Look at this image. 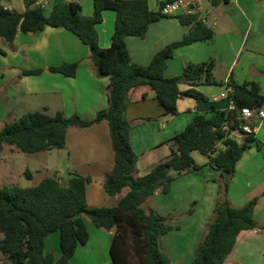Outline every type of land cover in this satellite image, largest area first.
I'll list each match as a JSON object with an SVG mask.
<instances>
[{
	"label": "trees",
	"instance_id": "1",
	"mask_svg": "<svg viewBox=\"0 0 264 264\" xmlns=\"http://www.w3.org/2000/svg\"><path fill=\"white\" fill-rule=\"evenodd\" d=\"M170 1H163L160 7ZM207 1L212 7L231 2ZM24 2L26 11L18 13L6 9L0 0V39L12 45L19 31L37 34L47 27L71 32L88 46L97 77L110 80L109 106L91 121L78 114L66 117L63 112L55 116L47 111L23 114L14 122L6 123L0 131V154L5 146H14L25 154L62 150L66 148L69 128L86 129L107 122L114 167L105 176L104 190L111 197L124 196L116 207L90 208L87 185L92 179L78 173L72 175L68 185L52 176L31 188L0 187V255L6 256L10 264H70L78 248L89 242L88 219L95 228L114 232L110 247L113 264H175L162 245L163 237L174 229L170 222L175 217L155 210L147 213L143 205L158 191L170 193L176 177L201 171L202 166L195 162L193 152L207 156L209 165L221 175L214 179L219 190L213 219L190 264H226L242 232L264 231V226L257 225L255 221L258 197L239 208L233 207L228 200L237 164L256 142L255 135L241 140L235 137V133L243 132L241 126L244 122L238 119L241 109L264 108V94L259 84H239L232 78L227 83L218 81L213 60L189 62L180 76L165 77L168 61L174 57L176 49L215 37L214 29L204 23L199 14L176 17L182 26L189 28L184 38L166 46L149 65L142 66L132 62L126 39L145 38L153 23L172 18L163 16L160 9L151 10L148 0H94L95 11L91 17L85 16L81 5L76 2L57 3L50 14L37 0ZM105 11L116 13L112 44L108 49L100 46L97 31ZM78 69L79 63H64L51 67L49 71L75 78ZM42 73L43 70L38 69L26 71L23 75ZM181 84L191 88L182 92ZM203 85L227 86L231 90L229 96L234 109L214 112L211 116L196 115L182 132L166 141L171 154L147 174L137 176L140 156L130 141L133 125L127 116L129 92L139 87H150L163 114L176 116L179 99L207 100L197 89ZM27 177L32 179L30 171ZM126 189L128 192L124 194ZM188 214H192V210ZM56 232L60 233L61 256L58 259L52 253H45L46 238Z\"/></svg>",
	"mask_w": 264,
	"mask_h": 264
},
{
	"label": "crops",
	"instance_id": "2",
	"mask_svg": "<svg viewBox=\"0 0 264 264\" xmlns=\"http://www.w3.org/2000/svg\"><path fill=\"white\" fill-rule=\"evenodd\" d=\"M37 1L44 4L47 14L52 12L57 3L65 1L80 4L83 14L87 17L93 16L95 11L94 0ZM163 1L165 0H148L150 9L158 11ZM1 2L15 12L24 13L26 11L24 0H1ZM200 17L205 19L206 24L214 29L215 37L210 41L196 42L176 49L174 57L168 61L165 77L180 76L184 66L189 62L204 63L213 60L216 64L215 77L218 81L227 83L232 78L239 84L256 82L260 86L261 93L264 94V0H231L230 4L219 7H212L207 0H202ZM239 19L243 20V26H240ZM115 21L116 13L105 11L103 22L97 26L99 44L103 49L111 47ZM211 21H213V26ZM188 30L189 28L182 26L176 18H164L149 27L145 38L128 37L126 43L132 62L142 66L149 65L158 52L174 42L181 41ZM0 51V123L3 124V128L6 123L14 122L23 114L38 111L34 110V106L36 105L35 101L39 98L45 99L39 109H44L51 116L63 112L65 116L78 114L81 118L91 121L99 112L108 109L110 80L97 77L94 65L89 58L88 46L66 29L47 27L43 32L37 34H26L19 31L12 45L0 39ZM64 63H79L75 78H68L49 71L51 67H58ZM38 69L43 70V73L40 75H23L26 71ZM179 88L184 92L191 86L181 84ZM197 89L207 100L199 102L190 97L179 99L177 102L179 113L176 116L163 114L164 111L156 99L155 92L150 87H139L129 92L130 106L127 116L133 125L130 141L133 149L140 156L137 176L147 174L156 164L171 154L170 146L166 144V141L175 134L182 132L196 115L211 116L214 112H227L233 109L234 105L229 96L230 89L227 86L203 85L198 86ZM222 94H226V97L221 98ZM251 126L255 130L256 142L251 145L237 164V173L243 171L246 176L244 189L246 192H234L232 183L235 179H233L228 191V200L233 207L239 208L251 199L258 197L255 221L257 225L262 227L264 226V174L258 176L254 183L250 180L251 176L256 174L252 173L251 170H256L257 156L264 154V121L260 122L255 117ZM92 128L105 133L108 138L110 137L107 122L96 124L88 129ZM192 156L195 162L202 166L201 171L176 177L170 193L164 194L158 191L154 198L173 194L175 183L184 177L206 173L203 178L198 177V179L199 182H205L207 185L211 183L216 186V191L213 188V197L206 201V208L213 212L219 190L214 179L219 178L221 172L214 170L209 165L207 156L198 152H193ZM143 161H149V168L146 170L148 172L145 174H141L139 169ZM81 163L89 168L92 164L102 163V161L101 159L88 158L82 159ZM113 167L114 164L104 167L102 177L111 172ZM3 168L5 173L9 165L5 164ZM263 170L264 167L257 165V172ZM84 174L90 175L89 172ZM86 177L91 178V176ZM91 179L92 184L94 179ZM122 196L124 195L110 196L114 200V206L109 208L116 207ZM151 199L152 197L145 203L151 202L157 206V202L151 201ZM97 230V236L100 237L101 242H94V247L97 251L99 249L105 250L108 258L114 232L103 229ZM260 231V229H256L242 232L236 245L240 241L250 239L245 238V235ZM89 234L88 244L78 248L70 264H77L78 262L80 264H96L97 252L94 253L93 257L89 255V252L94 248L92 247L90 230ZM169 234L163 239L168 238ZM56 241L60 244V233L59 237L46 238L45 253H52L58 259L61 256V251L55 250L54 246H49L51 243L56 245ZM166 244V250L172 251L170 242L166 241ZM231 256H233V252L228 260Z\"/></svg>",
	"mask_w": 264,
	"mask_h": 264
},
{
	"label": "rangeland",
	"instance_id": "3",
	"mask_svg": "<svg viewBox=\"0 0 264 264\" xmlns=\"http://www.w3.org/2000/svg\"><path fill=\"white\" fill-rule=\"evenodd\" d=\"M231 7L233 9V6ZM239 24L243 26L242 19H239ZM211 25L213 26V21H211ZM44 102V98H39L35 101L34 110L44 112V109H39ZM70 116L72 115L66 117ZM2 129L3 124L0 123V131ZM88 158L101 159L102 163L92 164L89 169L81 163L82 159L86 160ZM256 159H258L255 165L256 170H251L252 173H256L255 175L251 174L250 182L253 183L257 181L258 176L264 174V170L257 172V165L264 167V154L257 156ZM5 164L9 165V168L4 173L3 167ZM113 164L114 152L110 137L108 138L105 133L93 130V128L80 129L71 127L67 131L66 148L62 150L25 154L14 146H5L0 154V187L19 186L21 188H31L38 185L44 178L52 176H56L64 185H68L72 175L78 173L83 176H91L94 179L92 184L87 185L89 207L109 208L114 206V200L104 190L105 177H102V169ZM147 168H149V161H143L139 167L141 174L147 173ZM28 171L32 173V179L27 177ZM82 172H89L90 175ZM205 175L206 173H202L184 177L175 183L173 194L152 197L151 201H156L157 206H154L151 202L143 205L147 213L155 210L162 215L175 217L170 222L174 226L173 231L168 238L162 241L165 250L167 247L166 241H169L172 245V251H166L169 255L171 254L170 257L175 264H189L192 261L195 250L206 235L207 227L213 219V212L206 208V201L213 197V188L216 191V186L211 183L207 185L205 182H199L198 177L203 178ZM235 175V183H232L235 189L234 192L241 193L243 191L245 193V173L240 171L236 172ZM126 191L128 192V189ZM126 191H124V194ZM191 210L192 214H188ZM207 217L208 219H206ZM86 221L92 236V247H94V242H101V239L97 236V228L88 219ZM55 236L59 237V233H53L48 237L53 239ZM244 237L250 239L240 241L236 245L233 256L230 257L226 264H264V231L261 230ZM49 246H54L57 251L60 250V244L57 241L56 245L51 243ZM98 251L94 247L89 252L92 257L97 252L96 264H113L110 253L107 258L105 250L99 249ZM0 264H10V262L6 256L0 255ZM77 264H80V262Z\"/></svg>",
	"mask_w": 264,
	"mask_h": 264
},
{
	"label": "built area",
	"instance_id": "4",
	"mask_svg": "<svg viewBox=\"0 0 264 264\" xmlns=\"http://www.w3.org/2000/svg\"><path fill=\"white\" fill-rule=\"evenodd\" d=\"M6 7V6H5ZM13 11L11 8L6 7ZM161 14L166 17H180V16H191L201 14L202 12V0H172L167 2L164 6L160 7ZM204 23L206 20L201 18ZM231 90H229L230 92ZM226 94H222L221 98H225ZM234 109V107H233ZM257 117L260 122L264 121V110L263 109H250L243 108L239 113V120L243 121L244 124L241 126L243 132H236L235 137L238 139L244 138L248 135H255V130L251 126L254 118ZM226 129V128H225Z\"/></svg>",
	"mask_w": 264,
	"mask_h": 264
}]
</instances>
